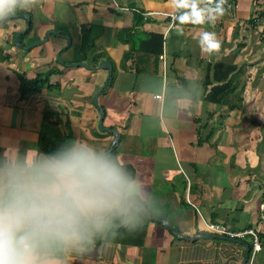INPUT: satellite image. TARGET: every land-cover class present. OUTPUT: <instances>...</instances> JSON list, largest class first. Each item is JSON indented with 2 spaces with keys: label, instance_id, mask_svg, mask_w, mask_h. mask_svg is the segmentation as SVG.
<instances>
[{
  "label": "crops",
  "instance_id": "1",
  "mask_svg": "<svg viewBox=\"0 0 264 264\" xmlns=\"http://www.w3.org/2000/svg\"><path fill=\"white\" fill-rule=\"evenodd\" d=\"M225 7L215 23L171 26L169 0H38L0 24V155L39 150L47 112L73 139L109 152L116 145L156 198L151 217L174 229L149 218L136 230L117 229L115 220L62 254L64 264H264V0ZM204 31L216 33L218 53L201 51ZM83 35L95 37L86 55ZM227 66L235 71L223 79ZM51 69L52 89L21 97L22 78ZM229 77L233 94L206 101ZM207 224L253 229L261 249L253 254L249 236L230 238Z\"/></svg>",
  "mask_w": 264,
  "mask_h": 264
},
{
  "label": "clouds",
  "instance_id": "2",
  "mask_svg": "<svg viewBox=\"0 0 264 264\" xmlns=\"http://www.w3.org/2000/svg\"><path fill=\"white\" fill-rule=\"evenodd\" d=\"M38 0H0V24ZM180 24L215 23L227 0H169ZM202 52L221 41L204 31ZM156 198L121 158L87 140L51 153L8 147L0 155V264H64L62 254L115 225L129 230L158 214Z\"/></svg>",
  "mask_w": 264,
  "mask_h": 264
},
{
  "label": "trees",
  "instance_id": "3",
  "mask_svg": "<svg viewBox=\"0 0 264 264\" xmlns=\"http://www.w3.org/2000/svg\"><path fill=\"white\" fill-rule=\"evenodd\" d=\"M264 15L263 13L261 14ZM261 16V17H262ZM148 36L152 38H157L158 43L160 45L161 43V37L157 35L149 34ZM95 37L89 36V38L86 35H83V40L81 44L80 51L83 55H86L89 49H92L95 46L94 43ZM160 52V48L158 50ZM222 69V65H214L212 67L213 72V79L218 80V76L216 73ZM235 71V68L233 66H227V72L222 77L227 78L226 76L231 75ZM58 73V71L51 69L48 71H45L43 73L37 74V76L31 80H25L21 79V86H20V95L21 97L26 96L29 93L32 92H39L43 87H47V89H52L53 87L49 84V79L52 75ZM211 84V83H210ZM231 85V77L226 81V83H221V85H214L212 86L210 93L207 94L205 100L212 103H220L223 100L225 101L227 96L233 94L232 90L228 87ZM73 139L69 135H67L64 130L60 127V125L53 120L51 115L47 112H43L42 114V120H41V127L38 133V145L39 150L43 153H51L54 152L56 149H58L61 145L66 143L67 141ZM117 148L116 145L113 147L111 153L116 155ZM126 168L133 174L134 177V171L131 167L126 166ZM87 243V242H85Z\"/></svg>",
  "mask_w": 264,
  "mask_h": 264
},
{
  "label": "built area",
  "instance_id": "4",
  "mask_svg": "<svg viewBox=\"0 0 264 264\" xmlns=\"http://www.w3.org/2000/svg\"><path fill=\"white\" fill-rule=\"evenodd\" d=\"M177 15L176 10H174L172 13L166 15L170 20V25L173 26L174 22L176 21L175 17ZM260 20L263 23V29H262V36H261V45L264 49V15L260 18ZM156 99H161L160 95L155 96ZM260 210L261 212L264 211V194H263V201L260 204ZM207 227L210 231L217 234L226 235L230 238H239L242 236H249L251 238L252 242V253L255 254L260 251L261 249V241L258 233L253 229H247L238 233H231L227 231V229L221 225H214V224H207Z\"/></svg>",
  "mask_w": 264,
  "mask_h": 264
},
{
  "label": "water",
  "instance_id": "5",
  "mask_svg": "<svg viewBox=\"0 0 264 264\" xmlns=\"http://www.w3.org/2000/svg\"><path fill=\"white\" fill-rule=\"evenodd\" d=\"M26 18L28 19V17H26ZM58 59H59V57H58ZM106 64L107 63L105 61H102V62L99 63L98 66H99V68L107 69L109 71V73L111 74V71H112L111 70V66L108 64L109 66L106 67ZM79 65L84 66L83 64H79ZM95 104L97 105V103H95ZM98 110L100 112L99 129L100 130H107V129H105V128L102 127L104 113H103V111L99 107H98ZM113 134H114V137H115L113 143H115L116 142V138H117V132L116 131H113ZM112 148H113V146L111 147L110 151L112 150ZM149 220L159 222V223L163 224L165 227H167L170 230L174 231L173 227L167 221H165V220H159V219H157L155 217H150ZM211 236H213L214 238L217 237V235H211ZM184 238L185 239H189L188 237H184ZM222 238L228 239V237H222ZM248 253H249V248H247L246 259H247Z\"/></svg>",
  "mask_w": 264,
  "mask_h": 264
}]
</instances>
